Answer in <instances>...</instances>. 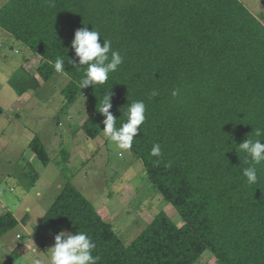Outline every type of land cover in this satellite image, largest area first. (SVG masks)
Masks as SVG:
<instances>
[{"label":"trees","instance_id":"16d2710c","mask_svg":"<svg viewBox=\"0 0 264 264\" xmlns=\"http://www.w3.org/2000/svg\"><path fill=\"white\" fill-rule=\"evenodd\" d=\"M81 27L99 31L124 57L103 85L81 89L87 65L68 62L78 61L71 42ZM0 28L40 57L35 72L21 68L13 74L12 89L22 96L39 90L40 81L65 75V106L80 96L90 104L82 125L87 139L103 133L105 117L98 109L108 90L117 127L126 122L133 101L145 103L143 131L130 150L143 163L148 182L183 220L178 226L161 212L126 244L106 213L68 182L43 218L51 236L61 230L89 234L98 264H196L207 251L218 264H264V163L256 165L257 183L248 184L246 153L238 148L248 137L264 144V24L244 3L6 0ZM57 57L65 60L63 73L54 69ZM153 90L158 94L152 96ZM38 140L31 148L48 165L49 153ZM156 143L161 157L151 155ZM61 154L67 166L70 153ZM18 224L11 212L0 215V237ZM20 247L8 264L21 256Z\"/></svg>","mask_w":264,"mask_h":264},{"label":"rangeland","instance_id":"374dc122","mask_svg":"<svg viewBox=\"0 0 264 264\" xmlns=\"http://www.w3.org/2000/svg\"><path fill=\"white\" fill-rule=\"evenodd\" d=\"M240 1L264 24V0ZM5 2L0 0V8ZM28 55L32 60L28 71H36L40 57L0 28V215L11 212L19 221L16 228L0 237V262L9 263L12 252L7 249L17 242L23 246H19L22 255L15 264H29L28 257L51 264L50 248L55 239L43 218L68 182L100 211L106 208L108 222L126 244L161 212L182 225L178 211L148 182L143 163L131 150L117 148L104 132L96 140L87 139L82 125L91 107L84 96L71 107L65 106L60 89L69 82L68 77L54 76L43 82L40 90L27 93L29 98L18 96L10 80ZM35 138L49 153L48 165L31 148ZM89 141L95 145L93 151L87 149ZM63 149L74 155L67 166L61 157ZM31 155L35 157L31 159ZM27 163L33 164L37 179L30 169H22ZM17 234H23L24 239L17 240ZM32 235L37 244L27 249L24 244ZM196 264L218 263L207 251Z\"/></svg>","mask_w":264,"mask_h":264},{"label":"clouds","instance_id":"9594fccd","mask_svg":"<svg viewBox=\"0 0 264 264\" xmlns=\"http://www.w3.org/2000/svg\"><path fill=\"white\" fill-rule=\"evenodd\" d=\"M103 38L99 31L91 30L87 27H81L74 33V39L71 42V48L75 52L77 60L69 59L68 62L73 67L87 65L84 77L80 81L81 89L90 85H103L109 79V74L118 70L123 64L124 57L119 51L112 50V42L103 38L101 45L100 38ZM110 54V55H109ZM54 69L57 73L65 71V60L57 57L54 61ZM158 93L153 90L152 96ZM179 90H174L172 95L177 96ZM112 93L110 90L104 95L100 103L98 112L102 114L104 134L121 150H130L133 146V140L137 137L138 131H143L141 125L146 120V105L143 101H133L125 113L127 119L120 127L116 126L117 118L114 117L110 109ZM260 136L261 132L256 131ZM95 145L92 141L87 143V149L93 151ZM239 150L246 153L244 163L249 166L243 169V176L246 177L248 184H256L258 181V169L256 165L264 163V144L261 140H252L247 138L238 145ZM151 155L161 157V145L156 143L152 146ZM55 244L50 248L51 264H98L99 256H94L93 251L96 248L91 236L85 232L77 231L75 233L67 230L59 231L55 237ZM29 264H41V260L35 257H28Z\"/></svg>","mask_w":264,"mask_h":264},{"label":"crops","instance_id":"0c3cea01","mask_svg":"<svg viewBox=\"0 0 264 264\" xmlns=\"http://www.w3.org/2000/svg\"><path fill=\"white\" fill-rule=\"evenodd\" d=\"M29 55L28 56H24V58H23V61H22V64H21V68H23V70H25L26 72H29V73H33V72H35V71H32V72H30V71H28V66L30 65V63L32 62V60L31 61H29ZM22 65H23V67H22ZM58 75H60V76H62L63 74H58ZM58 75H56V78H57V76ZM37 76V75H36ZM41 82V86H42V81H40ZM12 88V87H11ZM41 88V87H40ZM63 89V88H62ZM62 89H60V91L62 90ZM40 90V89H39ZM27 93H30V94H32V93H34V91L33 90H31V91H29V92H27ZM27 93H25L24 94V96L25 95H27L28 96V94ZM19 96V95H18ZM23 96V95H22ZM22 96H20L21 98H22ZM30 96H28V98H29ZM28 98L26 99V100H28ZM14 102H15V100H14ZM69 153H70V161L67 163V164H70V162L72 161V159H73V157H74V155H73V153H72V151H68ZM35 156H33V155H31V159H33ZM33 165V164H32ZM25 167H27V169H30V168H28V166L27 165H25L24 167L22 166V169H26ZM33 168H34V166H32ZM35 170V169H34ZM104 212H106V214L108 215V211L106 210V208H103V213ZM105 214V213H104ZM2 215V214H1ZM11 232V231H10ZM8 234V233H7ZM5 236V235H4ZM16 239L17 240H19V239H21V240H23L24 239V235L23 234H17L16 235ZM37 244V240H36V238H35V236L34 235H32L31 236V239L29 240V241H27V243L26 244H24V247H26L27 249L28 248H30V247H33V245L34 244ZM23 246V244L22 243H20V245L17 243V242H15V244H13L12 246H10L9 245V248L7 249V251L9 250L10 252H13L15 249H16V247H18V246ZM10 252H9V256H10ZM2 255H4V254H2ZM22 255V254H21ZM0 264H3V262H0Z\"/></svg>","mask_w":264,"mask_h":264}]
</instances>
